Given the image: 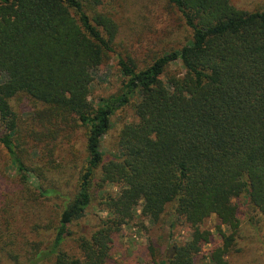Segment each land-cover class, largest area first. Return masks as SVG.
<instances>
[{"label":"trees","instance_id":"trees-1","mask_svg":"<svg viewBox=\"0 0 264 264\" xmlns=\"http://www.w3.org/2000/svg\"><path fill=\"white\" fill-rule=\"evenodd\" d=\"M113 56L120 89L93 102ZM138 207L192 231L163 264H198L212 215L210 264L255 243L263 264L264 0H0V264H107Z\"/></svg>","mask_w":264,"mask_h":264},{"label":"rangeland","instance_id":"rangeland-1","mask_svg":"<svg viewBox=\"0 0 264 264\" xmlns=\"http://www.w3.org/2000/svg\"><path fill=\"white\" fill-rule=\"evenodd\" d=\"M236 1L239 2V0ZM163 5L164 2L158 6L157 10L160 11ZM114 8H117V6H114ZM153 21L159 27L158 23H161V19L157 21L153 18ZM146 36V41L140 44L143 51L146 46L157 40L156 35L146 33ZM174 68L183 70L180 64L174 65ZM122 78L120 69L116 64V57L113 56L112 59L105 62L95 73L90 92L91 100L96 102L102 97H107L117 92L120 89ZM132 119H135L132 107L118 111L113 116L110 132L103 140V151L107 156L117 152L119 130L126 122ZM118 190L119 187L116 185H108L106 187V191L114 194ZM91 213L94 216L92 219H95L97 216L104 217L107 215L105 210H101L97 206H93ZM138 214H141V216H138L130 224L124 226L122 231L115 236L112 257L107 264H163L160 260V254L165 252L168 241L180 242L187 240L192 232L188 224L171 214H167L164 217L163 223L153 222L148 217H145L142 214L141 207H138ZM218 225H220V222L216 215H212L204 223L203 227L211 230L212 237L211 242L205 244L203 251L197 256L198 264H210L208 259L210 250L222 242V238L217 230ZM222 228L228 231L226 226ZM255 245L257 247H249L247 250L248 254L242 258L234 257L232 259L233 263L262 264V257L257 253V250L261 249V245L260 243H255Z\"/></svg>","mask_w":264,"mask_h":264}]
</instances>
